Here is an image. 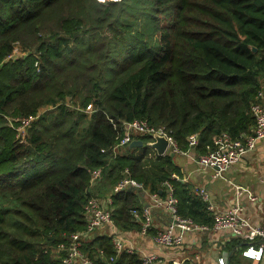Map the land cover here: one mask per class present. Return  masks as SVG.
Segmentation results:
<instances>
[{
	"label": "trees",
	"instance_id": "trees-1",
	"mask_svg": "<svg viewBox=\"0 0 264 264\" xmlns=\"http://www.w3.org/2000/svg\"><path fill=\"white\" fill-rule=\"evenodd\" d=\"M260 92L264 0H0V264H59L94 198L111 195L115 225L140 231L141 194L115 192L126 169L150 193L165 196L169 181L179 214L212 227L175 155H158L150 134L116 148L121 124L164 126L182 150L198 134L199 156L223 133L252 132ZM113 247L94 235L83 252L144 264Z\"/></svg>",
	"mask_w": 264,
	"mask_h": 264
},
{
	"label": "built area",
	"instance_id": "built-area-1",
	"mask_svg": "<svg viewBox=\"0 0 264 264\" xmlns=\"http://www.w3.org/2000/svg\"><path fill=\"white\" fill-rule=\"evenodd\" d=\"M20 54L15 49L8 58L15 59ZM263 92L258 94L257 102L252 104L251 111L255 118V126L251 133L242 134L234 138L228 133H223L218 137L214 144V150L208 153L195 156V162L201 169H213L216 177H222L223 173L233 165L240 162L243 156L254 150L259 139L264 138V101ZM91 109V106L88 107ZM35 117L21 119V126L18 128L19 135L24 134L25 127L29 126ZM117 127L116 124H114ZM122 130L119 133V144L116 148L130 144L134 135L150 134L165 137L169 141L166 153L172 148L175 154L188 155L192 157L193 151L199 144L198 134L190 135L188 150H182L178 147L176 140L170 135L164 126H152L146 120L136 119L134 121H123ZM125 177L115 187V192H121L128 188H134L138 191L148 192L144 185L131 177L129 169L125 170ZM100 172H96L94 180ZM173 177H177L174 175ZM164 185L167 187V194L161 196L158 193H149V207L143 210L133 209L132 216L141 223V235H148L153 227L152 208L164 209L170 216V221L164 229L159 231L155 236V243L161 247H176L182 245L188 232L206 230L210 226L197 224L191 218L182 217L178 211V199L174 196L173 186L169 181ZM233 203L224 210L218 209L213 202L211 194L206 187H197L195 194L207 203V209L213 215L214 223L212 229L215 231L227 232L231 235L242 239L248 246L243 251V256L256 260L260 264L264 260V223L254 224L249 217L245 215V199L256 202L259 197L244 187H236ZM112 203L111 198L92 199L86 206L88 219L87 228L83 231L73 233L67 243L58 245V249L66 251L59 264H93V261L83 252L84 242L92 238L97 229L105 225L114 224L113 209L109 205ZM113 246L118 251L124 249L121 239H114ZM132 252V251H131ZM156 259L151 255L144 257L145 264H150ZM192 264H203L200 257L195 256ZM219 264H226L221 259Z\"/></svg>",
	"mask_w": 264,
	"mask_h": 264
},
{
	"label": "crops",
	"instance_id": "crops-1",
	"mask_svg": "<svg viewBox=\"0 0 264 264\" xmlns=\"http://www.w3.org/2000/svg\"><path fill=\"white\" fill-rule=\"evenodd\" d=\"M180 156L182 160L177 165L181 167L183 173L182 182L189 183L195 189L201 186L206 187L213 202L220 210L229 208L233 203L236 187L247 188L256 194L259 200L251 202L245 199V215L254 224L264 223V138L259 139L254 150L246 153L240 162L224 172L222 177H216L213 169H201L195 162L196 151H193L192 157ZM135 190L141 194L144 208L149 207V193ZM108 198H111L113 203L112 196ZM152 217L153 227L146 236L141 235L138 230H121L115 223L97 229L95 235L111 237L112 243L116 238L121 239L124 249L118 251L113 247L117 254L125 251L137 253L142 260L144 257L155 256V261L150 264H192L197 255L203 264H219L221 259L226 264H260L256 260L243 256V250L248 246L247 243L238 244L236 243L239 240L237 237L227 232L215 231L211 227L206 230L188 232L180 246L161 247L155 243L154 236L165 228L170 221V216L164 209L152 208ZM240 251L241 254L238 255ZM234 253H236V258L232 261L231 257ZM104 255L101 251L100 257L103 260ZM93 264H95L94 261Z\"/></svg>",
	"mask_w": 264,
	"mask_h": 264
},
{
	"label": "water",
	"instance_id": "water-1",
	"mask_svg": "<svg viewBox=\"0 0 264 264\" xmlns=\"http://www.w3.org/2000/svg\"><path fill=\"white\" fill-rule=\"evenodd\" d=\"M147 145L151 146L157 152L158 155H165L169 145V141L165 137L154 135L153 141L149 142ZM129 147H144V142L141 139H135L129 144ZM171 155L174 156L175 154L171 153Z\"/></svg>",
	"mask_w": 264,
	"mask_h": 264
},
{
	"label": "rangeland",
	"instance_id": "rangeland-1",
	"mask_svg": "<svg viewBox=\"0 0 264 264\" xmlns=\"http://www.w3.org/2000/svg\"><path fill=\"white\" fill-rule=\"evenodd\" d=\"M15 49L17 50V53H18V54H23L22 51H21L18 47L15 48ZM15 49H14V50H15ZM167 153H168V154H171V153H174V152H173L172 148H170L169 151H168ZM174 158H175L176 163H177V164H180V162H181V160H182L181 156H180L179 154H175V157H174ZM101 199H104V200H105L106 198H101Z\"/></svg>",
	"mask_w": 264,
	"mask_h": 264
}]
</instances>
